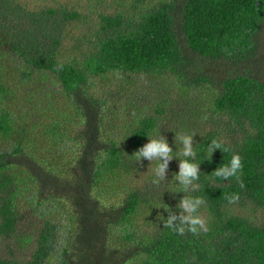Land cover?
<instances>
[{"label":"trees","instance_id":"1","mask_svg":"<svg viewBox=\"0 0 264 264\" xmlns=\"http://www.w3.org/2000/svg\"><path fill=\"white\" fill-rule=\"evenodd\" d=\"M160 136L164 181L134 154ZM233 154L243 187L213 174ZM183 197L205 201L207 232L164 226ZM0 249V264H264V0H0Z\"/></svg>","mask_w":264,"mask_h":264},{"label":"clouds","instance_id":"2","mask_svg":"<svg viewBox=\"0 0 264 264\" xmlns=\"http://www.w3.org/2000/svg\"><path fill=\"white\" fill-rule=\"evenodd\" d=\"M62 67V66H61ZM192 135H183L180 137V141L183 145L182 155L184 157H195V152L193 151V140ZM214 149H221V144L216 140H213L209 146V153L212 154ZM172 148L169 147L166 139L163 136H160L158 139H149V142L143 147L139 148L134 152L137 161H140L141 158L147 159L148 161H159L158 167L156 168V175L159 180H165L166 168L168 162L173 158ZM199 164L191 163L187 159L180 160L179 163V172L176 174L178 181L184 186L185 190L188 189V186H193V182L199 179ZM242 169L241 157L238 154H233L230 164L223 165L219 168H216L213 171L214 176L221 178L222 180H229L230 177H236L237 182L243 187L242 181L239 179L238 173ZM229 203H235L238 201V195H232L226 197ZM205 201L202 198H189L183 197L178 207L183 210V212L188 213V215H183L180 218V226L174 227L173 221L177 219L176 216H169L165 222V227L173 229L178 234L183 235L185 231V224L187 225L188 231L194 235H198L200 231L207 232L208 228L205 220L199 216L195 215L201 205Z\"/></svg>","mask_w":264,"mask_h":264},{"label":"rangeland","instance_id":"3","mask_svg":"<svg viewBox=\"0 0 264 264\" xmlns=\"http://www.w3.org/2000/svg\"><path fill=\"white\" fill-rule=\"evenodd\" d=\"M140 82H142V83H145V79H144V77H141L140 78ZM172 178V176H168V179H171ZM164 181V180H163ZM159 182H161V181H159ZM243 210H244V212H245V208H242ZM258 215V214H257ZM32 224V226H39V221H34L33 223H31ZM29 245L28 244H26L25 246H23V247H20V249H19V247H15L16 248V251L18 252V253H20L21 255H24V256H28L29 255V253H30V251H31V248L29 247V248H27ZM27 248V249H26ZM0 251H1V249H0Z\"/></svg>","mask_w":264,"mask_h":264}]
</instances>
